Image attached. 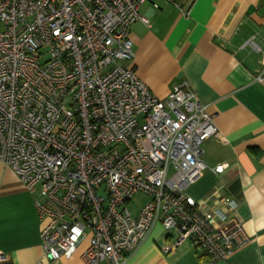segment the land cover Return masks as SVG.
I'll return each instance as SVG.
<instances>
[{
    "label": "built area",
    "instance_id": "obj_1",
    "mask_svg": "<svg viewBox=\"0 0 264 264\" xmlns=\"http://www.w3.org/2000/svg\"><path fill=\"white\" fill-rule=\"evenodd\" d=\"M149 1L160 7L0 0V160L37 193L48 261L70 258L89 237L85 264H127L157 224L179 231L174 245L192 240L211 264L249 242L233 217L237 202L187 192L205 170L228 167L202 158L218 133L207 106L183 83L155 96L127 65L131 25L149 24L141 12ZM247 44L262 51L253 39ZM138 193L149 200L134 215L128 203Z\"/></svg>",
    "mask_w": 264,
    "mask_h": 264
},
{
    "label": "crops",
    "instance_id": "obj_2",
    "mask_svg": "<svg viewBox=\"0 0 264 264\" xmlns=\"http://www.w3.org/2000/svg\"><path fill=\"white\" fill-rule=\"evenodd\" d=\"M141 6L149 24L131 25L134 58L127 65L159 98L187 84L213 115L218 133L203 144L209 167L187 192L197 201L212 194L237 202L234 219L249 242L213 264H264V80L257 74L264 52V0H154ZM182 8L190 9L184 16ZM253 39L262 51L247 44ZM31 193L0 160V264H85L89 237L70 257L45 258L42 223ZM179 231L157 224L127 264H211L192 240L174 245ZM171 247L169 251L165 248ZM106 264V263H103Z\"/></svg>",
    "mask_w": 264,
    "mask_h": 264
},
{
    "label": "rangeland",
    "instance_id": "obj_3",
    "mask_svg": "<svg viewBox=\"0 0 264 264\" xmlns=\"http://www.w3.org/2000/svg\"><path fill=\"white\" fill-rule=\"evenodd\" d=\"M149 200V196L138 193L133 197V199L128 203V207L132 210V213L136 215L139 209L143 206V204Z\"/></svg>",
    "mask_w": 264,
    "mask_h": 264
}]
</instances>
